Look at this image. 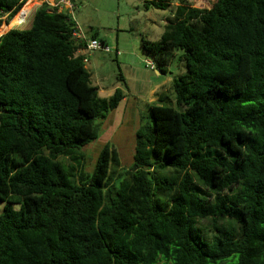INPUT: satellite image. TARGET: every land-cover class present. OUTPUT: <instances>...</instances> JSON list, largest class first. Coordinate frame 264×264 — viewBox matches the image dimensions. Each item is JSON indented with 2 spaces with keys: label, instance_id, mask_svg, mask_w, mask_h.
Masks as SVG:
<instances>
[{
  "label": "trees",
  "instance_id": "16d2710c",
  "mask_svg": "<svg viewBox=\"0 0 264 264\" xmlns=\"http://www.w3.org/2000/svg\"><path fill=\"white\" fill-rule=\"evenodd\" d=\"M181 1L140 39L160 74L176 51L185 71L174 105L148 104L128 168L105 144L86 170L125 94L99 96L70 14L43 2L0 35V264H264V0ZM25 2L0 0L1 31Z\"/></svg>",
  "mask_w": 264,
  "mask_h": 264
},
{
  "label": "rangeland",
  "instance_id": "374dc122",
  "mask_svg": "<svg viewBox=\"0 0 264 264\" xmlns=\"http://www.w3.org/2000/svg\"><path fill=\"white\" fill-rule=\"evenodd\" d=\"M26 1L9 20L6 30L1 31L4 23L0 26V35L12 28L26 29L30 26L34 9L40 6L41 0H36L34 4L31 0ZM170 1L171 4L166 9L146 10L143 0H74L71 17L77 26L88 37L93 31H97L109 48V52L98 49L86 54L88 62L85 67L91 75L92 84L97 86L100 97H109L116 88L122 89L125 94L118 107L107 118L98 121L99 136L81 148L88 172L93 169L105 144L116 148L120 167L128 168L133 162L135 132L147 113L148 104L175 103L170 86L172 77L185 71L184 62L180 59L182 52L176 51L172 63L166 67V73L160 74L149 68L148 62L151 59L140 46L141 37L158 41L164 25L173 17L175 6L185 2ZM212 2L213 0H188L186 4L208 8ZM153 89L155 91L152 93ZM4 205L5 202H0V212ZM200 224L206 226L207 221H200Z\"/></svg>",
  "mask_w": 264,
  "mask_h": 264
},
{
  "label": "built area",
  "instance_id": "2783aa9c",
  "mask_svg": "<svg viewBox=\"0 0 264 264\" xmlns=\"http://www.w3.org/2000/svg\"><path fill=\"white\" fill-rule=\"evenodd\" d=\"M65 2H67V0H59V2L56 5H58L59 3H65ZM60 10H62V9H60ZM6 16H7L6 13L0 11V20L5 19ZM24 21H25V19H24ZM73 37H75L78 40L83 41L85 43V47L82 49V51H80V53L84 54V57H83L84 63L88 62V58H87L86 54H90V52H92V51L102 49L105 52H109V48H108V46H106V44H103L99 39L89 38V37L85 36L82 32H80L79 29L77 31L73 32ZM148 65H149L150 69H152V70L155 69V65L152 61H149Z\"/></svg>",
  "mask_w": 264,
  "mask_h": 264
},
{
  "label": "crops",
  "instance_id": "0c3cea01",
  "mask_svg": "<svg viewBox=\"0 0 264 264\" xmlns=\"http://www.w3.org/2000/svg\"><path fill=\"white\" fill-rule=\"evenodd\" d=\"M27 2V1H26ZM31 2L33 3H35L36 2V0H31ZM43 2H46V3H48V4H50V5H54V6H57L58 8H59V10L60 9H62V10H66L69 14H70V16L72 15V12H73V10H74V6H75V3L73 2V3H71V0H67V2H65V3H59L58 5H56L58 2H59V0H41V4L43 3ZM33 3V4H34ZM33 4H32V6H33ZM40 4V5H41ZM35 10V9H34ZM77 28L80 30V32H82L84 35H85V32H83V30L81 31V29H80V27L79 26H77ZM93 32H95V31H93ZM92 32V33H93ZM97 32V31H96ZM91 33V34H92ZM90 34V35H91ZM88 37V36H87ZM99 37H102V36H100L99 35ZM103 38V37H102ZM104 39V38H103ZM106 44V43H105ZM94 61L96 62L97 61V59L95 58L94 59ZM156 72L157 73H159L157 70H156ZM152 91H155L154 89L153 90H151V92ZM153 93V92H152ZM125 98V97H124ZM123 98V99H124Z\"/></svg>",
  "mask_w": 264,
  "mask_h": 264
}]
</instances>
